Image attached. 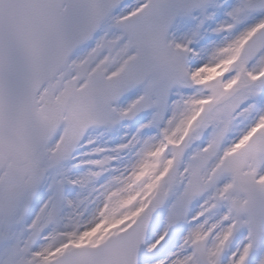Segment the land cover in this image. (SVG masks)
<instances>
[{
  "label": "snow or ice",
  "instance_id": "obj_1",
  "mask_svg": "<svg viewBox=\"0 0 264 264\" xmlns=\"http://www.w3.org/2000/svg\"><path fill=\"white\" fill-rule=\"evenodd\" d=\"M0 264H264V0H0Z\"/></svg>",
  "mask_w": 264,
  "mask_h": 264
}]
</instances>
